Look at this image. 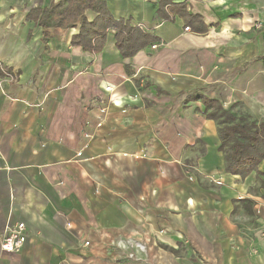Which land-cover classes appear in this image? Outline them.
Masks as SVG:
<instances>
[{
  "label": "crops",
  "instance_id": "0c3cea01",
  "mask_svg": "<svg viewBox=\"0 0 264 264\" xmlns=\"http://www.w3.org/2000/svg\"><path fill=\"white\" fill-rule=\"evenodd\" d=\"M58 1L0 0V243L28 227L0 264H264V175L226 170L205 104L264 119V0H172L203 33L105 0L159 38L131 57L113 29L98 53L79 24L45 37L28 14Z\"/></svg>",
  "mask_w": 264,
  "mask_h": 264
},
{
  "label": "trees",
  "instance_id": "16d2710c",
  "mask_svg": "<svg viewBox=\"0 0 264 264\" xmlns=\"http://www.w3.org/2000/svg\"><path fill=\"white\" fill-rule=\"evenodd\" d=\"M89 9L97 13L92 21L86 16ZM175 13L182 15L196 32L208 30L201 16L189 12L185 3L160 1L158 14L162 18L170 20ZM28 18L44 28L45 37L49 34L46 31L49 27L72 28L79 24V32L72 36L71 43L93 53L103 49L111 29L115 31L116 46L124 57L134 56L143 47L159 40L141 26L133 25L130 19L115 18L105 0L52 2L45 8H33ZM205 104L207 115L219 125L220 149L225 154L226 170L243 178L253 171L264 175V171L259 169L264 159V119L258 120L236 111L239 104L224 108L223 104L211 99H207Z\"/></svg>",
  "mask_w": 264,
  "mask_h": 264
},
{
  "label": "built area",
  "instance_id": "2783aa9c",
  "mask_svg": "<svg viewBox=\"0 0 264 264\" xmlns=\"http://www.w3.org/2000/svg\"><path fill=\"white\" fill-rule=\"evenodd\" d=\"M259 25L260 24H257L258 27ZM185 30L190 31L191 30L190 26H186ZM157 46H158L157 44H154L152 47L156 48ZM27 231H28V227L25 222L18 221L10 225L2 236L0 243L1 250L3 252H8V253H16L21 251L28 237ZM88 243L89 242H86V244ZM136 245L140 249L145 248V245L140 242H137Z\"/></svg>",
  "mask_w": 264,
  "mask_h": 264
},
{
  "label": "rangeland",
  "instance_id": "374dc122",
  "mask_svg": "<svg viewBox=\"0 0 264 264\" xmlns=\"http://www.w3.org/2000/svg\"><path fill=\"white\" fill-rule=\"evenodd\" d=\"M236 111L242 113V114H247V115H250L251 117L255 118L247 109H245L243 106H240L238 105L236 108H235Z\"/></svg>",
  "mask_w": 264,
  "mask_h": 264
}]
</instances>
